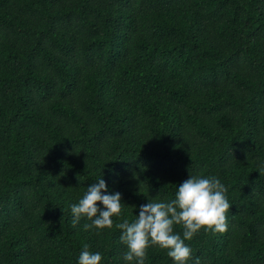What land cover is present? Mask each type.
I'll list each match as a JSON object with an SVG mask.
<instances>
[{"label":"trees","instance_id":"trees-1","mask_svg":"<svg viewBox=\"0 0 264 264\" xmlns=\"http://www.w3.org/2000/svg\"><path fill=\"white\" fill-rule=\"evenodd\" d=\"M189 177L232 207L187 264H264V0H0V264H135L115 225ZM101 178L98 235L71 206Z\"/></svg>","mask_w":264,"mask_h":264},{"label":"clouds","instance_id":"clouds-1","mask_svg":"<svg viewBox=\"0 0 264 264\" xmlns=\"http://www.w3.org/2000/svg\"><path fill=\"white\" fill-rule=\"evenodd\" d=\"M103 178L87 188L86 194L71 206L72 225L76 227L85 219V231L113 227V217L121 218L122 197L119 192L106 194ZM227 189L218 178L189 177L178 186L175 198L168 202H148L141 205L136 219L122 218L115 226L122 230L121 242L127 251L124 260L145 264L147 251L157 246L167 252L175 264H187L192 259V250L185 241H191L202 230L207 233H225L228 229L227 214L232 207L226 197ZM98 205H103V208ZM174 226L182 228L181 234ZM101 254L88 251L83 246L78 264H101ZM195 264H200L196 258Z\"/></svg>","mask_w":264,"mask_h":264}]
</instances>
